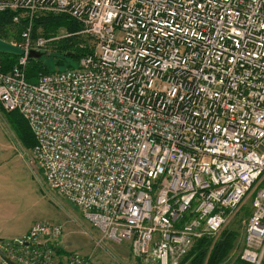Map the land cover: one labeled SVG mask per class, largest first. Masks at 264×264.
Segmentation results:
<instances>
[{"label":"built area","instance_id":"built-area-1","mask_svg":"<svg viewBox=\"0 0 264 264\" xmlns=\"http://www.w3.org/2000/svg\"><path fill=\"white\" fill-rule=\"evenodd\" d=\"M26 19L25 49L0 61V103L28 121L47 183L101 239L141 264H181L218 238L249 194L241 259L264 264V0H0ZM66 13L93 38L77 67L26 78L39 13ZM64 227L35 222L1 240L0 264H94L54 248Z\"/></svg>","mask_w":264,"mask_h":264},{"label":"rangeland","instance_id":"rangeland-1","mask_svg":"<svg viewBox=\"0 0 264 264\" xmlns=\"http://www.w3.org/2000/svg\"><path fill=\"white\" fill-rule=\"evenodd\" d=\"M90 41L93 43V38ZM47 46L44 50L48 51L50 48ZM49 62L53 69H64L69 64L65 61L57 65L53 59ZM6 111L0 103V220L5 222L1 224L2 230L23 232L39 221L61 224L64 235L60 240L67 253L76 251L91 255L94 264H141L140 260L133 258L129 242L102 240L99 230L84 217L81 210L51 188L39 162L33 157V148L21 142L7 119ZM252 196L250 193L221 229L218 238H212L217 241L225 228L239 233L238 247L230 258V264L237 256L241 257Z\"/></svg>","mask_w":264,"mask_h":264},{"label":"trees","instance_id":"trees-1","mask_svg":"<svg viewBox=\"0 0 264 264\" xmlns=\"http://www.w3.org/2000/svg\"><path fill=\"white\" fill-rule=\"evenodd\" d=\"M14 15L15 13L12 11L0 12V39L20 43L21 32L25 27L26 19L15 23ZM82 27L76 19L66 13H39L35 16L32 36L34 39L38 37L51 39L47 46L50 50L41 51L42 56L40 57L30 58L26 68L27 80L33 82L35 79L38 80L41 74L63 69L59 67L53 69L49 62L50 59L55 60L57 65L69 61V64L65 66L66 68L77 67L82 57L93 50V43L90 41L91 36L80 33ZM17 59L18 56L0 53L3 71H10ZM6 114L21 142L33 148L36 139L22 113L18 110H12L6 111ZM238 236L237 231L225 228L220 238L215 242L209 236L199 238L181 264H230V258L238 247ZM54 248L58 254H69L59 244H55ZM231 264H246V262L237 256Z\"/></svg>","mask_w":264,"mask_h":264},{"label":"water","instance_id":"water-1","mask_svg":"<svg viewBox=\"0 0 264 264\" xmlns=\"http://www.w3.org/2000/svg\"><path fill=\"white\" fill-rule=\"evenodd\" d=\"M0 53L3 54H12V55H16V56H21L25 54V49L13 42L4 40V39H0ZM42 56V52L36 51V50H30L29 52V57L33 58V57H40ZM1 239V238H0ZM15 242H19L18 240H15ZM0 255L6 259L7 261H9V259L7 258V256L5 255V253L3 251H0Z\"/></svg>","mask_w":264,"mask_h":264},{"label":"crops","instance_id":"crops-1","mask_svg":"<svg viewBox=\"0 0 264 264\" xmlns=\"http://www.w3.org/2000/svg\"><path fill=\"white\" fill-rule=\"evenodd\" d=\"M8 119V118H7ZM9 121V120H8ZM10 123V122H9ZM11 124V123H10ZM1 219V217H0ZM2 223H5V222H2L0 220V238H4L6 240H15L21 236H23L26 232L29 231V229L23 231V232H17L16 230H13V231H3L2 230V227H1V224ZM62 241L60 240L57 244H59L63 249H65V246H63V244L61 243ZM64 254V253H63ZM59 255L64 258L65 255H62L61 253H59Z\"/></svg>","mask_w":264,"mask_h":264}]
</instances>
